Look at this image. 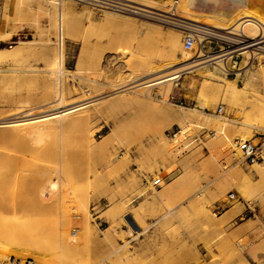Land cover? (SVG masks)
<instances>
[{
    "label": "rangeland",
    "instance_id": "rangeland-1",
    "mask_svg": "<svg viewBox=\"0 0 264 264\" xmlns=\"http://www.w3.org/2000/svg\"><path fill=\"white\" fill-rule=\"evenodd\" d=\"M66 1L68 7L63 17L67 18L63 19L62 30L60 28L57 32L49 28L46 17H40V10L34 2L0 0V49L15 48L19 52V56H8L0 61V121H5L3 117L10 116L15 109L16 113H20L19 110H32L34 107L35 113L47 104L45 102L51 101L53 84H47L49 80L40 73L41 59L46 54L39 49L41 39H48L53 47H60L62 43L61 76L64 78L65 103L86 97L83 83L91 86L94 80H101L103 90H97L109 93L112 90L110 86L118 81L119 75V79L129 78L132 71L141 69L148 62L146 59L152 61L157 57L153 59L156 63L158 57L166 58L172 53L164 33L178 31L174 28L109 10H98L73 0ZM158 2L160 8H164L171 5L172 0ZM40 6L44 7V4ZM244 10L254 12L241 8L222 18L231 24L236 13ZM191 11L203 14L192 7ZM104 12L140 19L147 25H159L162 33L144 25L141 28L133 26L128 20L111 17ZM58 16L56 12L57 21ZM67 20L76 22L73 31H66ZM40 28L48 30L42 37L37 35ZM182 40L183 34L180 33L183 49ZM226 49L225 43L205 46V51L212 54ZM189 53L193 59L194 52ZM174 60L175 69L180 68L178 65L182 56L178 50L174 52ZM227 64L230 70L226 73L205 65L192 72L181 71L179 78L170 84L149 88L135 86L117 94L121 98L129 97V103L124 100L128 105L123 101L125 105L118 104L121 108L114 105L107 110L103 105L89 106L81 111L85 117L80 123L48 136L36 135L37 143L32 144V137L25 136L29 147L43 148V153L25 150L22 145L17 147L18 151H13L7 141L0 142V159L3 163L7 160L5 165L10 162L6 169L2 168V163L1 174L7 175L18 157L31 164L24 168V173L19 171L22 173L16 181L15 178L10 180L6 193L20 192L24 189L23 184L27 187L30 184L31 188L37 186L32 181V177L37 176L36 171L39 173L54 168L56 172L46 183L47 186L56 181L54 192L49 191L48 196L39 201L41 210L34 211V215L29 212L31 218H36V223L46 221L51 230L50 237L47 236L49 239L41 230L35 229V232L50 241L51 251L43 259L45 262H37L39 258L36 260L33 256L20 259H31L35 264L264 262V259L254 262L264 254V222L258 218L252 222L248 216L241 214L240 220L235 221L224 213L237 214L250 210L260 212L264 217V162L247 163L236 146L237 142L244 141L255 144L259 135L264 134V122L258 124L261 129L252 128V123L255 126L257 123L254 117L262 113L263 106L255 104L261 106L258 111L251 107L254 105L250 106L240 90L247 80L249 86L264 95L262 86L249 80L251 72L263 69L264 58L246 65L241 57H232ZM32 69H39L37 76ZM170 70L165 73L171 74L174 68ZM166 85H170L168 93ZM233 85L237 88L235 91L230 89ZM141 92H148V95L142 97ZM256 111L259 113H254ZM77 113L80 112L72 115ZM182 113L183 120H179ZM189 115L191 117L185 122V117ZM224 119L227 124L219 131ZM23 127V133L32 131L28 125ZM174 135L177 137L174 138ZM257 166L262 168V175L257 174ZM19 177L23 182L21 184L17 180ZM157 178L160 179L159 185H153V180ZM66 184L69 198L62 204L58 196ZM32 190L35 191L34 188ZM46 190L49 188L46 187ZM230 192L234 193L232 200L227 198ZM85 208L86 213H82ZM74 212L78 214L75 216ZM85 219L90 230L84 236L82 226ZM11 254L4 252L6 257L3 261L15 257Z\"/></svg>",
    "mask_w": 264,
    "mask_h": 264
},
{
    "label": "bare ground",
    "instance_id": "bare-ground-1",
    "mask_svg": "<svg viewBox=\"0 0 264 264\" xmlns=\"http://www.w3.org/2000/svg\"><path fill=\"white\" fill-rule=\"evenodd\" d=\"M17 1H22V0H17ZM28 1L34 2L36 4V6H37L36 8H38L40 10V14H39L40 17H46L48 19L49 28L56 29L57 32L60 28L62 30L63 19L67 18V16L63 17V15L65 14V11L68 7V3L66 0H28ZM123 1L135 4L137 6H140V9L139 8L138 9L141 11H148L149 9H153V10L160 11L163 13L172 12L171 14L177 15L179 18H182L184 20H187V21H190L193 23H197V24H201V25H205V26L211 28L213 31L218 32L219 39L221 41L226 42L229 47L225 51L220 50L219 52L213 53V54H207V53L205 54L202 51L198 50V52H197L198 54L195 56V58L191 59L189 51L183 48L184 50H186L188 52L184 51L182 49V46L180 45V33H182V32L179 30L178 31H175V30L170 31L169 30L168 32L164 33L166 35L168 41H169V49L172 52L169 54L168 57H166V58L165 57H158V61L157 62L155 61L156 63H153V59L154 58L156 59L157 57H154L152 59V61H151V59H146L148 61L147 63L145 62L146 65L144 63L143 67L141 69L135 70V71L131 70L132 72L130 73L129 78H126V79L120 78L119 79V77H121V75H119L118 81L115 82V84H112V85L110 84L111 85L110 87L112 90L110 89L111 92H109V93L108 92L105 93L103 91H102L103 93H99L100 90H103V89H101V87L104 86V83L101 80H98V81L94 80L93 85H91V86H87L88 85L87 83H85V84L83 83L82 88L85 90V93L88 96L86 95L85 98L83 97V99H79L75 102L65 103V102H63V95H64L63 94V92H64L63 87L64 86H63V80H62L63 77L61 76V74L63 73L62 68H63V54H64L62 43H60L61 44V45H59L60 47H57V46L53 47L52 44L48 41V39H41L42 41L40 40L41 45H40L39 49L41 51H43L44 53H46V54L49 53V54H47V55L45 54V56L42 57L43 59H41L43 61V65L40 69V73L44 74L43 78L49 80V81H47V84H48V82L49 83L51 82V84H53L52 86L54 87V93H53V95L50 93V95H52L51 101L45 102L46 100H44V102L47 104H44V105L42 104L43 106H41V107H39L40 105L37 106L39 108H38V111L35 113H33L35 111L34 107L32 109L33 111L28 108V110H26V109L25 110L24 109L19 110L20 113H18V112L16 113L15 111H17V109H15V111H14L15 113L12 111L13 113L10 114V116H8L9 114H7L10 111L5 113V115L7 114L8 117L5 116V118L3 117V119H2L5 121H0V142L1 143H4L5 141H7V143L9 144V145L7 144L9 146V149L10 150L12 149L13 151H18L17 147L20 148L21 145L23 146V148L25 150L37 151L39 149L33 148L34 146L29 147L25 143V141H26L25 136L29 135V137H32L31 142H32V144H34V143H37V140H35L36 135L48 136L51 133H55L59 130H64L69 125H75L76 123H80L85 117V114L81 111L86 109L89 106H93V105H97V104L103 105L107 110L108 108H111L114 105H117V106H118V104H120V106L125 105V104H127V103H125V101L128 102L127 98H129V97L121 98L122 96L119 97V96H117V94H120L126 90H130L131 88H133L135 86H144L146 88L147 87L149 88L151 86L161 85L163 83H169L170 84V82L179 78L181 71L190 70L192 72L193 69L200 67V66H205V65H210L212 68L217 69L220 72L226 73L228 70H230L228 67V64H227V60L229 58H232V57H235V58L241 57L246 65L252 64V62L254 60H262L264 58V18L261 17L260 15H258L256 12H246V10H244L243 12L236 13L237 15H235L233 19L231 18L233 23L227 24V22H229V21L224 22V19L222 18V16L194 13L193 11H191L192 2H190L189 0H172L171 5L164 7V8H160L159 2L156 0H123ZM42 3L44 4V7L40 6V4H42ZM164 4H166V2H164ZM195 7H197V6H195ZM56 12L60 16V17L58 16L59 21H57ZM111 12H113V11H111ZM104 14L111 16V17H115L117 19L121 18V20H128L132 23L133 26H138V27L141 26L142 27V25H144V26H147L146 28L150 27L152 30H156V31L162 33V31L160 30L161 27H158L159 25L158 26H156L154 24L153 25H151V24L147 25V23H145V21H142V20L140 21V19H134L136 17H134V18L133 17H124V16L122 17L121 15H120L121 17H118L119 15H116L117 13L114 14V13H110V12H104ZM129 16H130V14H129ZM55 17H56V19H55ZM56 21H57V24H56ZM56 25H58V26L56 27ZM65 25H66L65 28H66L67 32L73 31V29L76 27V22L71 21V20H67L65 22ZM47 31L48 30H42L40 28L38 30L37 35L39 34L42 37V36H44V34L47 33ZM55 36L57 37V34ZM198 40L200 41L201 39L198 37ZM56 45H58V44L56 43ZM176 50H178L181 53V56H182L181 61L182 62H179V65H178L180 68L175 69V67H177L175 60H174V52ZM12 55L13 56H19L18 50H16L15 48H13L12 50L0 49V61L5 59L6 57L12 56ZM33 60H34V57H33ZM143 61H145V60H143ZM173 68H174V70L172 71ZM28 69L29 68H27V71L30 72V69L29 70ZM32 70H31V72H33V71L37 72V73H35L36 74L35 76H37L39 69L37 71L36 70L32 71ZM169 70L172 71V73L166 74L165 72L166 71L168 72ZM3 72H5V71H3ZM249 72H251V71H249ZM39 75H41V74H39ZM39 75H38V77H39ZM261 76H262V78L264 77V67H263V69L261 68L256 72H253V73L251 72L249 74V78H250L249 80L253 81L256 85L262 86V89L264 90V78L262 79ZM124 77H126V76L124 75ZM82 82H85V81H82ZM45 83H46V81H45ZM51 84H49L50 85L49 87H52ZM107 86L109 87V85H107ZM217 87H221V86H217ZM99 88H100V90H97ZM50 89H52V88H50ZM230 89L235 91V89H237V88L233 85ZM240 90L247 97L250 106L251 105L255 106V107L254 106H251V107H253L257 111L261 110L260 109L261 106H256L255 104L262 105L264 108V95L259 93L258 90L253 89L251 86H249L247 80L244 83V85L240 88ZM168 91H170V85H166V93H168ZM147 95H148V92L147 93L141 92L142 97H146ZM47 96H48V93H47ZM112 96H117L118 98H114ZM122 102L125 104H123ZM129 102H130V100H129ZM27 103H28V107H30L29 102H27ZM27 103H25V104H27ZM23 104L24 103H22V105ZM32 106H33V102H32ZM120 106H118V107H120ZM37 107H36V109H37ZM124 107H126V106H124ZM257 107L259 109H257ZM18 108H22V107L19 106ZM96 108H97V106H96ZM116 108H114V109H116ZM99 109H101V108L99 107ZM21 111H23V112H21ZM257 111L254 113H259ZM76 112H80V113H77L76 115H72ZM261 112L262 113H260L258 116L254 117L255 121L257 122L256 126H255V123H252V124H254V127L252 126V128H254V130L261 129V125L258 126V124H262L264 122L263 121L264 120V110ZM193 115H196V114L194 113ZM1 116H2V114H1ZM183 116H184L183 113H182L181 117L178 116V117H180L179 120H183V119H181ZM188 117H191V115L185 117V122L187 121L186 119H188ZM226 124H227V121H226V119H224V121L219 125L218 130L221 131L223 126H225ZM26 125H28L30 127L29 129L32 131H27V132L23 133V130H22L24 128L23 126H26ZM35 128H37V129H35ZM218 130L216 132L219 133ZM179 133H181V132H178V134ZM176 135H174L173 137L176 138L178 136V135L177 136ZM2 141H4V142H2ZM40 149L41 150H39V152L43 153L44 152L43 148H40ZM46 151H47V149H46ZM48 152L49 151H47V153ZM50 152H52V151H50ZM15 156H14V159L16 158ZM48 157H50V155H48ZM16 159H15V162H13L14 164L11 163L13 165L10 166L11 171H9V173L7 175L0 173V261H3L4 257H6V256H4V252L5 253L6 252H12L15 255V257H19V258L23 257L24 258V256H28V257L33 256V257H35L36 260H38V258H39V260L37 262H39V261L42 262L45 260L44 258L47 257V255L49 254L48 252L51 251L50 249L52 246L50 247V241L48 242V241L44 240L43 239L44 237L42 235L38 236L39 234L38 235L36 234L35 229L41 230V232H43V234L47 238V240L49 239L47 236L50 237L51 230H49V227L45 224L46 221H45V223H44V221H41V217H39L40 218L39 221H41V222L38 221L39 223H36V221H35L36 218L35 219H33L34 217L31 218V216L29 215V212L30 213L32 212V214H33L34 211L41 210L42 206H41L39 201H41V199L47 197L48 196L47 194L49 191L54 192L53 189L56 187V181H54V182L51 181L50 183L48 182L49 185L47 184V186H46V183L49 180V178L51 177V175L53 173H56V172H54V168H52V170L49 168L45 172H42V170H41L39 173H38V171H36L34 169L33 171H36L34 173H37V176H35L36 175L35 174L34 175L35 177H32L33 178L32 181L35 182V184H37V186L34 185V186H32V188H34L35 191H33L31 187H29L30 184L28 185V187H27V185L23 184L22 187L24 186V189H21L20 192L17 191L18 193H16V191H15L16 189L14 188L16 186V184H14L15 186L14 185H11V186L15 190L12 187L11 188L13 189L12 192H14V191L15 192L14 193L10 192L8 194L6 192H7L8 188H10V184H11L10 180L15 178V181H16L17 176H19V174L23 172L24 168H27L28 165H31V164H29L30 162L23 160V159L21 160L19 157H18V159L20 161L17 159L18 160V162H17ZM10 160H11V158H10ZM0 161H1V159H0ZM6 161H5V163H6ZM12 161H13V159H12ZM2 163L3 162L1 161L0 167H1ZM5 163H3V165L5 167L4 168L2 166L3 169L8 168V166L10 165V162H8L6 165H5ZM2 168H1V171H3ZM255 168H256V172L258 175L263 174L262 168H260L259 166L255 167ZM20 170H22V172H19ZM28 170L32 171V169H28ZM7 172H8V169H7L6 173ZM26 172H27V170H26ZM2 173H4V172H2ZM23 176H25V175H23ZM20 179L21 178L19 177V179H17V180H19L18 183L21 184L23 182H21ZM23 179L26 180L27 177L26 178L23 177ZM23 179H22V181H24ZM28 179H30L29 176H28ZM33 184L34 183H32V185ZM63 185H64V183H63ZM18 186H19V184H18ZM67 186H68L67 184H66V187L62 186V189H61L62 192H61L60 196H58V197H60V200H61L60 202L62 204L66 203L67 198H69V195L67 194V192H69L67 190L68 189ZM46 187H47V189L49 188V190H46ZM20 188H21V186H19V189ZM77 206H79V205L77 204ZM86 210H87L86 208L83 209L82 213H86V212H84ZM77 211H79V210H77ZM40 214H43V213H40ZM74 214H75V212H74ZM76 214H78V213L76 212ZM76 214H75V216H76ZM24 216L26 217V219H23ZM43 217H44V215H43ZM42 220H45V219L42 218ZM86 220L87 219H85V221H83V223L85 222V224H83L84 226H82V227H84V232H85V233H83L84 236H85V234L88 235V232L90 230L89 223L86 222ZM127 224H128V222H127ZM130 224L131 223H129V227L132 228V225H130ZM79 227H81V226H79ZM13 254H11V255H13ZM22 254H25V255H22ZM262 259H264V255L259 256L257 258V260L254 262L260 261ZM49 260H51V258L48 259L47 262H49Z\"/></svg>",
    "mask_w": 264,
    "mask_h": 264
},
{
    "label": "built area",
    "instance_id": "built-area-1",
    "mask_svg": "<svg viewBox=\"0 0 264 264\" xmlns=\"http://www.w3.org/2000/svg\"><path fill=\"white\" fill-rule=\"evenodd\" d=\"M79 3L87 4L96 8L98 10H109L120 14H127L134 16L143 20L152 21L170 28L179 30L183 34V47L188 51L194 52V57L198 54V50L203 53L205 51V46L217 45L218 43H225L227 48L228 44L219 39L218 32L213 31L211 28L193 23L177 15L170 13H163L153 9L148 11H141L140 6L123 1V0H73ZM139 8V9H138ZM196 27V28H195ZM198 37L201 39L198 40ZM220 51V50H219ZM212 54V53H207ZM257 143H252L251 141H244L242 143H236L242 152L244 160L253 165L264 162V134L259 135ZM153 185H159L160 179L153 180ZM229 200L234 199V193L230 192L227 195ZM217 209V208H216ZM0 264H35L31 259H20L16 257H9L7 260L0 261ZM264 264V262L260 263Z\"/></svg>",
    "mask_w": 264,
    "mask_h": 264
},
{
    "label": "crops",
    "instance_id": "crops-1",
    "mask_svg": "<svg viewBox=\"0 0 264 264\" xmlns=\"http://www.w3.org/2000/svg\"><path fill=\"white\" fill-rule=\"evenodd\" d=\"M156 1H162V0H156ZM189 1L192 2V6H191L192 8H195V10L207 15L224 16L234 11H237L241 8H247L249 10L256 12L257 14H259L264 18V0H189ZM224 213H227V216L232 217L233 220L235 221L240 220V214H241L243 215V217L248 216V218L252 222H255L256 218H258L260 222H264V217L260 214V212L249 210L248 212H239L237 214H232L230 212H224ZM246 223L247 221L242 224H246Z\"/></svg>",
    "mask_w": 264,
    "mask_h": 264
}]
</instances>
